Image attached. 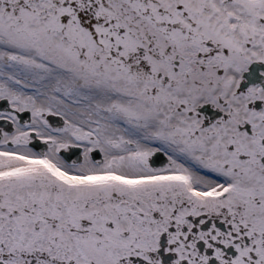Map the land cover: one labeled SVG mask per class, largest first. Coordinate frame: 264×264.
I'll list each match as a JSON object with an SVG mask.
<instances>
[{
	"label": "snow or ice",
	"instance_id": "1",
	"mask_svg": "<svg viewBox=\"0 0 264 264\" xmlns=\"http://www.w3.org/2000/svg\"><path fill=\"white\" fill-rule=\"evenodd\" d=\"M0 264H264V0H0Z\"/></svg>",
	"mask_w": 264,
	"mask_h": 264
}]
</instances>
